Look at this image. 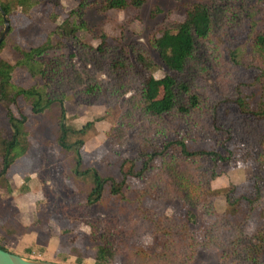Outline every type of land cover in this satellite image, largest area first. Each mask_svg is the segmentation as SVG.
Wrapping results in <instances>:
<instances>
[{"label":"trees","instance_id":"16d2710c","mask_svg":"<svg viewBox=\"0 0 264 264\" xmlns=\"http://www.w3.org/2000/svg\"><path fill=\"white\" fill-rule=\"evenodd\" d=\"M37 1L0 0V4L10 18L14 8L27 13ZM210 2L190 4L182 21L160 25L149 37L151 47L164 65L172 71L187 73L183 78L170 74L156 78L153 75L156 64L141 42H131L128 53L121 39L104 30L97 36V45L83 38L82 32H91L85 19L90 6L96 5L100 12L106 13L137 6L140 0H79L78 6L67 13L46 42L30 49L14 44V60L0 58V102L8 111V126H0L3 197L11 198L15 191L7 176L9 169L27 154L32 144L33 126L24 111L27 105L34 115L59 106L56 141L65 151L74 154V175L91 182L86 194L87 205L101 203L107 195L120 198H126L130 192L136 195L130 218L110 221L106 232L99 236L95 264H112L117 252L124 264H194L200 247L218 248L227 264H261L264 252V0ZM3 25L0 11V27ZM68 43L76 51L70 56L80 57L81 71L87 75L81 86L69 77L57 78L50 74L49 64L63 54ZM16 68L26 70L38 81L28 88L18 86L13 81ZM139 71L146 74L139 76ZM133 82L137 89L129 107L115 115L121 128L135 125V116H140L142 124L137 129L136 141L127 145L137 155L129 170L121 167L122 178L117 180L95 167H83L81 148L95 122L72 127L67 123L64 103L69 98L80 103L100 98L111 107ZM249 91L255 93L250 95ZM13 108L18 110V115ZM233 160L250 163L253 173L245 183L230 187L226 193L227 209L220 212L214 205L216 191L210 181L216 177L220 164ZM128 176L142 178L149 185L131 189ZM197 183L200 188L196 202L212 218L201 241L189 231L185 221L144 205L147 197L166 200L179 197L186 201L195 195L190 187ZM139 222L160 236L159 249L150 252L131 245ZM92 228L96 233V223H92ZM15 231L13 227L7 233L11 235ZM114 237L119 238L117 249ZM0 248L9 250L1 244V239ZM73 252L78 253L77 249Z\"/></svg>","mask_w":264,"mask_h":264},{"label":"rangeland","instance_id":"374dc122","mask_svg":"<svg viewBox=\"0 0 264 264\" xmlns=\"http://www.w3.org/2000/svg\"><path fill=\"white\" fill-rule=\"evenodd\" d=\"M196 1L211 3L210 0H140L137 6L131 5L106 13L100 12L93 5L85 14L91 32H82V35L88 43L97 45V36L104 30L110 36L121 39V45L128 53L131 42H141L150 51L156 64L153 71L156 78L167 74L183 78L187 73L172 71L164 65L158 52L151 47L149 37L160 25H172L182 21L187 7ZM78 4L79 0H38L27 13L22 12L19 7L14 8L10 17L11 30L5 44L0 48V58L13 61L14 44L30 49L46 42L48 35ZM3 29L4 25L0 27V33ZM71 53L76 54V51L68 43L63 54L54 57L49 64L50 74L57 78L69 77L77 86H81L87 75L81 71L80 57H72ZM144 74V71L138 73L139 76ZM13 81L18 86L28 88L38 80L26 70L16 68ZM136 82L111 107L100 98L92 99L88 103L77 102L75 98L65 101L69 125L80 128L89 121L95 122L94 127L86 134L85 144L81 148L83 167H95L103 175H111L120 180L121 167L129 170L133 164L132 160L137 153L136 150L127 148V145L130 146L131 141H136L137 129L142 124L141 118L137 115L135 125L121 128L115 113L120 114L124 107H129L130 98L137 89ZM255 91L259 93L257 88ZM255 91L247 93L252 95ZM260 94L261 92L258 95ZM24 111L29 117V124L33 126L32 144L27 154L18 159L7 173L15 190L11 198H4V189L0 187L1 244L12 252L35 255L37 259L64 264H95L99 236L106 232L110 221L130 218L135 209L133 200L136 195L132 192L126 198L107 195L101 203L87 205L86 194L91 188V182L74 175V154L65 151L56 141L59 106L56 105L40 115H34L29 105L25 106ZM13 112L18 115L16 108H13ZM7 116V109L0 102V126H8ZM252 173L251 164L242 160L219 165L216 177L210 181L211 187L216 191L214 205L218 211L227 209L226 193L230 187L245 183ZM127 182L131 189H142L149 185L147 181L136 176H128ZM199 188L198 183L191 186L190 191L195 195L186 201L179 197L171 200L147 197L144 205L185 221L189 231L201 241L212 218L196 202ZM92 223H96V233H93ZM13 227H16L15 233L8 234V229ZM135 229L131 245L150 252L160 248V236L154 235L142 222L137 223ZM114 238L117 249L119 238ZM73 249H77L78 253L74 254ZM112 264H124L119 252L114 255ZM194 264L227 263L223 261L218 248L200 247ZM261 264H264V252Z\"/></svg>","mask_w":264,"mask_h":264},{"label":"water","instance_id":"95a60500","mask_svg":"<svg viewBox=\"0 0 264 264\" xmlns=\"http://www.w3.org/2000/svg\"><path fill=\"white\" fill-rule=\"evenodd\" d=\"M0 11L3 14V18H4V29L0 33V43H1L7 37L8 33L11 30V21L1 4H0ZM0 264H64V263L37 259L33 257H25L10 250H5L0 248Z\"/></svg>","mask_w":264,"mask_h":264},{"label":"crops","instance_id":"0c3cea01","mask_svg":"<svg viewBox=\"0 0 264 264\" xmlns=\"http://www.w3.org/2000/svg\"><path fill=\"white\" fill-rule=\"evenodd\" d=\"M15 253H18V254H20V255H22V256H25V257H33V258H35V257H37V256H32V255H26V254H23V253H21V252H15Z\"/></svg>","mask_w":264,"mask_h":264}]
</instances>
